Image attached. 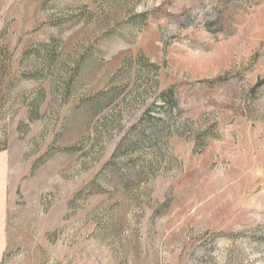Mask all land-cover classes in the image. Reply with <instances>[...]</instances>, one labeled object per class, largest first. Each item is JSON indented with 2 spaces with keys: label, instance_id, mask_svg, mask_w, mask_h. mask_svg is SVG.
I'll return each mask as SVG.
<instances>
[{
  "label": "rangeland",
  "instance_id": "1",
  "mask_svg": "<svg viewBox=\"0 0 264 264\" xmlns=\"http://www.w3.org/2000/svg\"><path fill=\"white\" fill-rule=\"evenodd\" d=\"M0 264H264V0H0Z\"/></svg>",
  "mask_w": 264,
  "mask_h": 264
}]
</instances>
